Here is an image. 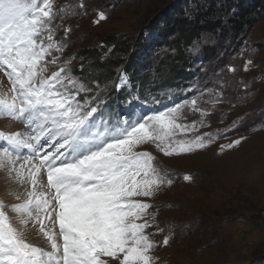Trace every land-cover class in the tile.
Masks as SVG:
<instances>
[{"label":"snow or ice","instance_id":"1","mask_svg":"<svg viewBox=\"0 0 264 264\" xmlns=\"http://www.w3.org/2000/svg\"><path fill=\"white\" fill-rule=\"evenodd\" d=\"M80 7L87 14V6ZM61 11L53 0H0V72L10 85L0 98V113L26 129L0 132V169L19 186L13 194L21 201L11 205L10 217L0 200V264H154L156 243L145 231L153 226L148 219H154L148 212L153 205L142 198L154 197L174 179L138 148L152 144L172 157L213 143L214 138H204L207 133L189 135L205 126L211 110L198 97L211 89H197L158 111L132 107V116L122 114L121 122L94 117L101 101L90 104L95 97L80 93L95 90L59 66L57 54L72 30L65 26L63 37L56 38ZM104 19L101 12L99 20ZM250 64L249 59L244 71ZM228 71L235 68L229 65ZM130 83L121 70L116 91L129 89L131 107L139 97ZM196 113L200 118L189 121ZM27 229L47 247L29 240ZM168 243L165 237L163 244Z\"/></svg>","mask_w":264,"mask_h":264},{"label":"rangeland","instance_id":"2","mask_svg":"<svg viewBox=\"0 0 264 264\" xmlns=\"http://www.w3.org/2000/svg\"><path fill=\"white\" fill-rule=\"evenodd\" d=\"M207 1L53 0L64 17L56 38L63 37L65 26L72 29L63 53L57 54L62 62L59 66L68 68L75 79L95 90L80 93L87 97H95L97 90L106 92L115 87L121 70H127L128 78L136 83L127 69L128 64L136 62L139 64L138 73L149 71L145 74H150L155 81L171 75L172 71L178 72L176 78H181V71L187 73V80L158 89L177 92L174 99L164 105L176 103L185 95L192 96L197 89H211L198 97L201 106L211 110L204 118L205 126L189 135L207 133L204 138H214L213 143L195 153L172 157L164 156L152 144L138 148L153 155L154 163L167 170L174 179L171 186L162 188L154 197L142 198L153 205L148 210L154 214V219L148 217L153 226L145 230L156 243L151 255L154 264H264V17L235 39L218 35L221 39L218 40L217 35L205 33L184 47L185 55L190 57L188 65H182L181 69L174 61L175 66L170 72L171 68L164 66L160 69L162 74L153 71L155 65L175 56L177 51L170 44L172 36L165 42L161 39L158 27L163 29V22L155 28L148 26L152 18L161 13H180L191 20L201 7H207ZM81 4L87 6V14H81ZM101 12L106 19L99 20ZM115 34L122 39L132 37L138 40L142 35L144 42L132 57L131 52L130 56L119 53L111 56L110 51H103L102 64L117 58L116 61L121 63L112 69L107 65L95 66L101 73L97 71L86 76L94 79L84 81L74 75L85 69L87 73L92 68V61L78 58L79 51L89 46L100 47L99 39ZM213 44L218 45L215 56L205 58L203 49ZM249 59L252 64L248 65V71H244ZM64 61L68 63L64 64ZM229 65L235 71H228ZM59 66H56L57 70ZM9 87L7 77L0 72V98L7 95ZM185 89L191 90L185 92ZM142 105L149 109L142 101L133 102L132 107L142 111ZM143 111L148 112L145 107ZM199 118L196 113L189 116V121ZM0 121H6L8 127L16 126L11 132L0 128V132L6 135L26 131L19 121L6 114L0 113ZM235 140L241 143L233 148L226 147ZM221 145L225 146L223 150ZM185 175L191 180L185 181ZM18 187L0 169V200L8 206L10 217L15 215L10 211L11 205L21 202L13 194ZM25 231L28 239L37 246L47 247L32 235L31 229ZM165 237L169 238L167 245L163 244Z\"/></svg>","mask_w":264,"mask_h":264},{"label":"trees","instance_id":"3","mask_svg":"<svg viewBox=\"0 0 264 264\" xmlns=\"http://www.w3.org/2000/svg\"><path fill=\"white\" fill-rule=\"evenodd\" d=\"M207 3V7H201L200 11L193 15L191 20H187L182 17L180 13H176L174 15L161 13L160 15L152 18L148 26L155 28L160 22H163V29L158 27V30L161 31V39L165 42L167 41V38L172 36L170 44H172L177 51L175 55L176 57L173 56L163 61L161 60L157 65H155L156 69H153V71H160V74H162L163 72H161L160 69L164 66L166 69L171 68L168 71L170 72L175 66L174 61H177L176 64H180L181 69L183 68L182 65L186 63L188 65L190 57L185 55L184 47L190 45L193 41L198 40V38L205 33H213L217 35L218 40H221L219 38L220 35L222 38L230 36L235 39L238 35L245 34L249 29H251L254 23L264 17V0H209ZM99 41L101 44L100 47L89 46L82 49L78 53V58H85L88 61H92V68L88 69L87 73L86 69L83 72H80L81 75L85 76V79L90 78L86 77L88 74H94V72L97 71L98 73H101L100 69H97L96 71L95 66L100 68L101 66L106 67L107 65L112 69L121 63L116 61L118 60L117 58L116 60H107L105 61V64H102L100 59L102 58L101 55L103 51H110L111 56H114L117 53L129 55L131 52L130 55L132 57V55L138 52L144 42L142 35L138 40L132 37L122 39L116 34L101 38ZM217 49V44L205 47L203 49L204 57H214ZM113 61H115V63H113ZM127 66L125 67H127L128 70L130 69L133 77L136 79L134 88L136 89L137 94L144 97H146L149 92L157 91L161 88V86H171L180 81H185L188 78L187 73L185 74L182 71L180 72L181 78H176L178 76V72L175 74L176 71H172L171 75L160 77V79L155 81L149 76L150 74H145L149 71L144 72L143 74L138 73V62L130 65L128 64ZM111 72L113 71L111 70ZM168 72L166 70L164 71L165 74ZM112 89L114 90L115 87H112Z\"/></svg>","mask_w":264,"mask_h":264},{"label":"bare ground","instance_id":"4","mask_svg":"<svg viewBox=\"0 0 264 264\" xmlns=\"http://www.w3.org/2000/svg\"><path fill=\"white\" fill-rule=\"evenodd\" d=\"M6 122V121H5ZM5 122H2V121H0V128H3V129H6V130H8L9 132H11V131H13V130H16V126H11V127H8V125L5 123ZM5 125L4 127H2L1 125ZM7 127H8V129H7ZM17 132H19V131H17ZM16 132V133H17ZM22 132V131H21ZM4 171V170H3ZM17 189H19V187L17 188Z\"/></svg>","mask_w":264,"mask_h":264}]
</instances>
